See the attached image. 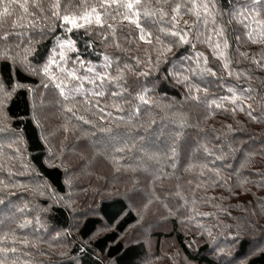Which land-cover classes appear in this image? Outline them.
Masks as SVG:
<instances>
[{
    "label": "trees",
    "instance_id": "obj_1",
    "mask_svg": "<svg viewBox=\"0 0 264 264\" xmlns=\"http://www.w3.org/2000/svg\"><path fill=\"white\" fill-rule=\"evenodd\" d=\"M110 2L0 0V264H264V4L250 39L226 23L239 0H217L225 69L211 23L197 34L183 7L170 20L185 0L165 17L155 0ZM186 24L188 43L169 35ZM158 220L154 252L141 237Z\"/></svg>",
    "mask_w": 264,
    "mask_h": 264
},
{
    "label": "snow or ice",
    "instance_id": "obj_2",
    "mask_svg": "<svg viewBox=\"0 0 264 264\" xmlns=\"http://www.w3.org/2000/svg\"><path fill=\"white\" fill-rule=\"evenodd\" d=\"M156 4L161 5L158 12L151 13L152 15H157L160 17L168 16V12L165 11L163 5L168 3V0H155ZM240 7L239 8H233L231 11L227 13L228 15V21L226 23H230L233 20H235L236 23L240 25V27L247 31V34L249 38L251 39L253 32L255 31L256 27L261 24V21L258 18H254L253 16V9L257 5L264 4V0H239ZM136 3L139 4V0H136ZM228 3H232V0H228ZM116 4V0H111L110 3H102L101 7H112ZM9 3H4L3 5V12L0 13V17H3L4 19H0V25L4 23V20L11 16L12 13L9 11L10 8ZM21 8H24L25 11H27V5L26 4H19L18 5ZM35 7H38V5H34ZM55 7L58 9L59 4L55 5ZM119 7L126 8L129 10L128 12L123 13L124 19H127L129 23H133L137 26V28H140V39L145 40L146 43H151L150 39H146V37H150V33H146L144 29L141 27L139 23V17H140V10L137 8L134 9V4L129 2L127 4L119 5ZM181 7L184 8V10L188 13H191L195 17V20L199 22V27L197 28V34H199L201 28H205L207 30V26L209 23H211V31L208 35V37L203 41L204 43H207L213 51V54L216 55L218 59H221L224 62L223 67L225 69L228 68V62L225 57V50L229 47L228 45V39L225 35V29L224 27L218 25L216 23V17L217 15H224V13L218 12L217 9V0H185V3L183 5L175 4L174 7H171L170 11L174 13L175 15H172L170 17V20L175 21L177 17L179 16V13L181 11ZM95 11V10H94ZM130 13V14H129ZM54 15L59 16V12H55ZM135 17V19H133ZM63 20L69 21L68 16H63ZM70 23H75V21H69ZM96 22L99 23V15L96 17ZM20 27H23V25H18ZM82 25L77 24V27H80ZM102 26V25H101ZM111 27V25H109ZM192 26L186 24V30L185 29H176L175 31H172L169 33L171 36L179 37V41L181 43H188V40L186 39L187 33L191 31ZM239 36V33H237V38ZM8 37L4 33H0V40H7ZM253 42H258L253 40ZM194 46V45H193ZM202 55V54H198ZM241 55L246 56V53H242ZM0 58L8 59V52L7 50H4L2 53H0ZM207 58L205 57V62ZM257 65H260V61H254ZM106 67H110V65H106ZM87 71H91V69H87ZM211 71V69H209ZM69 75L76 80H81V83L83 82L82 78L75 75L74 71H70ZM212 75H215L214 72H212ZM231 75V73H229ZM118 76L122 75L118 73ZM97 80L100 81V86H102L105 82H110L113 85L116 84L115 80H110L108 73H105L103 76H101L99 73L96 74V76L88 80V83L95 85L97 83ZM196 91H199L197 89ZM95 95L97 96H103L105 93L103 91H95ZM120 93L118 92H111L109 95L116 96ZM99 107V106H98ZM219 107V105H217ZM71 111V109H69ZM103 111V109H101ZM249 115L251 116V112H249Z\"/></svg>",
    "mask_w": 264,
    "mask_h": 264
},
{
    "label": "rangeland",
    "instance_id": "obj_3",
    "mask_svg": "<svg viewBox=\"0 0 264 264\" xmlns=\"http://www.w3.org/2000/svg\"><path fill=\"white\" fill-rule=\"evenodd\" d=\"M76 20L77 19H75V18H72V19H70L69 21H75V23H70L72 26H74V25H76ZM72 42L71 41H69V40H64L61 44H60V46L61 47H63L64 49H66V48H69V47H71L72 46ZM64 49L63 50H61L59 53H57V54H59V55H61V57L62 58H64ZM51 63H57V64H59V67H58V69L60 68V66H61V64H62V62L61 63H59V61L56 59L55 61L54 60H52L51 59ZM55 77H54V75H53V77H52V79H54ZM50 193H49V197L50 196H52V201H55V202H59V199H58V197H56V195L52 192V189H51V191H49ZM56 199V200H55ZM161 224V222L159 223V220L157 221V222H155V224L154 225H152V227H151V230H150V232L149 233H145V232H143L142 231V236L143 237H141L144 241H146V243L148 244V245H150V247H152V251H154L155 252V250H156V243H157V240H156V238L155 237H153V235L152 234H150L151 232H153L154 231V228H156L158 225H160ZM156 226V227H155ZM168 229H166L165 231L167 232V231H169L170 229V227H171V225L170 224H168L167 226H166ZM138 232H141V230L140 229H138L137 230V233ZM166 240V239H165ZM163 241V247L164 248H166L168 251H171V250H173V249H175V247H174V244L176 243L174 240H173V242H168V240H166V241ZM166 244V245H165ZM176 246H177V244H176ZM157 259H158V261H157ZM155 258V260L158 262V263H160V262H163V261H161V258ZM177 259H179V258H177ZM182 259L183 260H185L184 259V257H182ZM224 262H227L228 260H229V258L228 257H226V258H224V259H222ZM168 261H170V259L168 258V257H164V262H168ZM158 263H156V264H158ZM187 263L188 264H194L193 262H191L190 260H187ZM109 264H112V263H109ZM144 264H150V261L148 262V261H146ZM183 264H186V262L185 263H183Z\"/></svg>",
    "mask_w": 264,
    "mask_h": 264
}]
</instances>
